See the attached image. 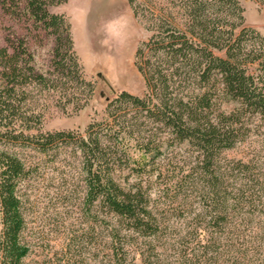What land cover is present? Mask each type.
Masks as SVG:
<instances>
[{"label":"trees","instance_id":"16d2710c","mask_svg":"<svg viewBox=\"0 0 264 264\" xmlns=\"http://www.w3.org/2000/svg\"><path fill=\"white\" fill-rule=\"evenodd\" d=\"M66 1L0 0L3 11L23 10L34 27L54 35L49 73L31 64L21 37L6 39L11 52L0 47V142L5 146L0 147V264H24L28 252L18 186L30 167L7 143L45 153L70 147L79 154L88 210L116 221L104 228L108 258L102 264H173L156 249L168 220L152 196L172 204L187 188L196 191L202 209L189 232L194 238L181 252L176 249L177 264H223V252L225 263L244 244L264 247L263 225L255 235L240 228L246 221L240 210L252 204L259 183L251 176V161L220 163L224 151L264 130V36L245 25L240 1L127 0L150 32L134 52L144 92H118L104 116L89 122L83 133L43 131L38 102L29 99L34 89H47L55 107L72 112L82 109L94 90L69 21L50 10ZM256 1L264 7V0ZM130 146L147 163L133 167L135 182L122 185L117 170L128 164ZM176 148L187 157L178 158ZM140 238L147 240L141 244Z\"/></svg>","mask_w":264,"mask_h":264},{"label":"rangeland","instance_id":"374dc122","mask_svg":"<svg viewBox=\"0 0 264 264\" xmlns=\"http://www.w3.org/2000/svg\"><path fill=\"white\" fill-rule=\"evenodd\" d=\"M239 1L245 25L264 36V7L256 0ZM141 8L147 11L145 7ZM50 10L63 14L69 21L84 76L92 82L94 90L88 103L77 112L55 107L51 93L44 88L34 89L29 99L38 102L43 131L83 133L89 122L104 116L107 102L118 92L125 90L138 95L144 92L143 79L134 66V52L150 32L144 22L134 16L127 0H67L51 6ZM17 37L24 40L36 70L44 73L53 71L54 35L34 27L23 10L10 14L0 8V47H7L11 52L6 39L16 40ZM3 145L0 142V147H5ZM6 145L30 167L29 175L18 186L25 220L23 241L28 247L24 264H102L104 258H108L105 248L108 232L104 228L105 225L113 227L116 221L108 216L103 218L93 208L88 210L89 206L84 201L85 183L79 154L70 147H59L45 153L26 144ZM173 153L178 158L187 157L186 153H177V148ZM127 156L128 164L117 170V179L122 185L135 182L137 174L133 167L147 163V157L135 147L128 148ZM221 156L223 167H230L232 160L251 161V176L257 177L259 183L255 185L252 204L244 205L240 210L241 215L246 216L240 228L246 234L255 235L264 226V194L263 189L260 190V185L264 188V130L260 128L251 133L245 141L224 151ZM152 178L154 180V175ZM156 184V181L152 184L153 191ZM193 190L181 191L172 204L164 198H157L154 193L152 196L157 200L158 211L168 220V227L155 241L156 249L162 257H169L173 264H177L173 260L176 249L182 250L184 243L194 238L189 232L196 223L194 216L202 209L201 200ZM180 239L184 240L182 244ZM145 240L138 239L141 244ZM253 245H239L240 253L230 255L225 263L228 255L223 252V264H264V247ZM136 258L140 257L137 255Z\"/></svg>","mask_w":264,"mask_h":264}]
</instances>
